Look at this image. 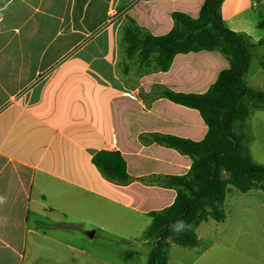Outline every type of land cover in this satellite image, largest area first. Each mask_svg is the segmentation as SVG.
<instances>
[{"label":"crops","instance_id":"crops-1","mask_svg":"<svg viewBox=\"0 0 264 264\" xmlns=\"http://www.w3.org/2000/svg\"><path fill=\"white\" fill-rule=\"evenodd\" d=\"M203 2H0V264H114L85 251L75 233L92 238L99 230L111 238L120 230H140L149 212L173 202L174 188L141 178L183 175L191 157L143 142L141 135L199 141L207 125L196 108L149 94L156 85L203 93L229 61L201 49L176 53L167 69L156 70L140 63L137 53L125 55L122 28L129 17L149 34L163 35L173 26L172 12L196 18ZM263 3L223 0L220 7L225 26L254 45L250 63L264 54V10L258 8ZM250 63L246 83L264 90V66L263 72H250ZM100 150L119 152L132 179L119 184L106 178L92 161ZM230 187L219 222L228 219L227 202H236L234 240L223 233L205 244L201 224L216 230V220L208 217L195 227L198 245L167 239V264L171 258L197 264L213 244L221 247L219 264H264L263 192ZM52 222L78 228L43 225Z\"/></svg>","mask_w":264,"mask_h":264},{"label":"trees","instance_id":"trees-1","mask_svg":"<svg viewBox=\"0 0 264 264\" xmlns=\"http://www.w3.org/2000/svg\"><path fill=\"white\" fill-rule=\"evenodd\" d=\"M222 1L204 0L196 18L172 12L173 26L163 35L149 34L129 17L122 28L125 55L130 57L137 53L140 63L150 64L156 70L167 69L176 53L201 49L218 51L229 61V67L221 70L203 93L174 92L156 85L149 94V97L165 96L196 108L207 131L199 141L168 134L141 135L143 142L152 140L173 147L192 160L183 175L141 178L146 183L172 187L176 192L169 206L147 214L150 222L142 238L153 241V245L143 264H167V239L185 247L196 246L199 239L195 227L201 221L208 217L216 221L225 218L223 201L229 186L240 192L260 189L264 195V165L252 159L245 145L248 139L245 120L252 109L264 110V90L254 89L244 79L254 45L245 35L225 26L220 13ZM261 65L264 66V54ZM92 161L115 183L125 184L132 179L117 151L100 150ZM181 221L184 228L175 231L173 226ZM43 225L66 230L78 228L70 222Z\"/></svg>","mask_w":264,"mask_h":264},{"label":"rangeland","instance_id":"rangeland-1","mask_svg":"<svg viewBox=\"0 0 264 264\" xmlns=\"http://www.w3.org/2000/svg\"><path fill=\"white\" fill-rule=\"evenodd\" d=\"M261 6V4H258V8L262 12L264 8ZM260 65L261 58H252L250 63V72L256 70H258V72H263L260 69ZM245 124L246 132L248 134V139L245 141L247 150L256 163L264 165V110L256 108L252 109L249 116L245 120ZM223 176L226 175L223 174ZM230 188L232 190H236L233 187ZM251 190L262 193L260 189L253 188ZM236 207V202H227L226 213L228 214V219L224 222L215 221L214 226L216 230L212 231L213 226L211 225L209 226L205 223L201 224V226L198 228V231L200 230L204 233L202 240L206 242L205 244L209 243L212 237L220 238L221 234L223 233L227 234V237L230 236V238L234 240ZM149 222L150 221L148 217L146 226H143V228L140 230H120L117 232V235H111V238H108L105 232L99 230L96 231L95 236L92 238H88V235L85 234L84 231H78L75 234L78 236L81 234L82 238L84 239L83 248L85 251L93 252L94 254L99 255L105 261H110L114 264H143L146 262L153 245V241L149 240L148 243H145L144 239L142 238L143 231ZM221 229L223 232H221ZM220 249L221 247L218 244H213L211 252L205 254L204 257L197 260V264H219ZM168 264H176V262L171 258L169 259Z\"/></svg>","mask_w":264,"mask_h":264},{"label":"clouds","instance_id":"clouds-1","mask_svg":"<svg viewBox=\"0 0 264 264\" xmlns=\"http://www.w3.org/2000/svg\"><path fill=\"white\" fill-rule=\"evenodd\" d=\"M184 223L181 221V222H177L173 227H174V230L175 231H180L184 228Z\"/></svg>","mask_w":264,"mask_h":264},{"label":"water","instance_id":"water-1","mask_svg":"<svg viewBox=\"0 0 264 264\" xmlns=\"http://www.w3.org/2000/svg\"><path fill=\"white\" fill-rule=\"evenodd\" d=\"M93 235V231L89 233V236H92Z\"/></svg>","mask_w":264,"mask_h":264}]
</instances>
